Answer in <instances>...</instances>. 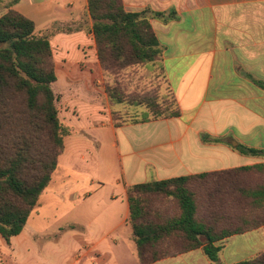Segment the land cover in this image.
<instances>
[{
	"label": "crops",
	"instance_id": "crops-1",
	"mask_svg": "<svg viewBox=\"0 0 264 264\" xmlns=\"http://www.w3.org/2000/svg\"><path fill=\"white\" fill-rule=\"evenodd\" d=\"M122 1L148 11L180 115L116 125L88 0H20L13 8L49 37L59 115L72 133L22 233L0 236L4 264H116L125 255L140 264L128 187L264 163L237 148L264 150V0ZM241 235L257 247L235 259L238 235L229 237L218 243L221 264L264 251V226ZM198 262L215 264L201 248L153 264Z\"/></svg>",
	"mask_w": 264,
	"mask_h": 264
},
{
	"label": "trees",
	"instance_id": "trees-1",
	"mask_svg": "<svg viewBox=\"0 0 264 264\" xmlns=\"http://www.w3.org/2000/svg\"><path fill=\"white\" fill-rule=\"evenodd\" d=\"M19 2L10 0L7 12L0 16V236L7 242L22 233L39 207L64 153L65 138L72 133L57 107L53 90L57 75L49 37L36 34L35 22L13 8ZM88 11L104 72L116 73L161 60L162 49L148 11L128 12L122 0H88ZM106 93L113 103L146 108L152 119L180 115L174 98L163 106L154 96L127 100L111 87H106ZM237 148L243 154L264 156V150ZM246 172L264 175V163L128 187L129 223L140 264L199 248L211 262L221 264L223 246L219 242L264 226V182L242 185L229 201L230 208L220 206L221 219H236L233 228H218L215 223L220 219L215 213L212 223L202 217L203 198L192 183ZM163 200L175 202V210L159 208L157 202ZM235 264H264V251Z\"/></svg>",
	"mask_w": 264,
	"mask_h": 264
},
{
	"label": "rangeland",
	"instance_id": "rangeland-1",
	"mask_svg": "<svg viewBox=\"0 0 264 264\" xmlns=\"http://www.w3.org/2000/svg\"><path fill=\"white\" fill-rule=\"evenodd\" d=\"M9 2L10 1L4 0L0 4V16L7 12L6 9L7 7H9ZM103 76V85L105 86V90L106 87L117 88V90L121 94H123V96H125L127 100L134 98L142 100L147 96H154L158 98L159 103L164 104L163 106L166 105V102L170 103L173 100V97L170 94L164 76L160 69L159 62L154 64H139L127 69H122L116 73L108 74L104 72ZM53 89H56V96H60L58 92V86L53 85ZM59 99L60 98H58L57 104L58 108L61 109ZM111 103L114 107L113 116L117 119V122L119 124L130 123L134 120H141L144 117H151L147 109L144 107L131 106L127 102L122 104H116L113 102ZM262 182H264V175L255 174L253 172H246L241 174L225 175L222 177L213 176L207 179L206 182H193L192 188L197 192L199 196H201V198H203V200L201 199V203L203 202V209L201 208V214L204 219H206L209 223H212L211 220L214 219L213 213H215L217 218L220 219L216 220L217 223H215L218 228H233L234 225L232 224L233 222H236V219H221L220 206L224 205L223 207L226 208L227 206L228 208H230L229 201L231 200L234 192L242 185L254 186ZM217 190H220V193H217ZM209 193L212 194L208 195ZM150 200L154 202L153 199ZM174 205L177 206L175 202L171 203L167 200H163V202H157V206L163 209L170 208L175 210ZM228 210L229 212H233L232 209ZM260 217L261 215H246V218L251 219ZM262 218H264V216H262ZM131 242H133L132 239ZM257 242L262 244L261 239H258ZM260 244L259 246H261ZM254 246H256V244L249 242L247 236L238 235L231 240L228 253L234 254L236 252V247H240L241 250L239 252V255L235 259H242V257H247L249 255L250 249ZM46 260L48 261L47 263L51 264V259L49 260V258L47 257ZM69 263H72V261H69ZM0 264L4 263L0 260ZM116 264H138V259L137 256L133 258L129 255H125V257L123 258H118ZM198 264L206 263L198 262Z\"/></svg>",
	"mask_w": 264,
	"mask_h": 264
}]
</instances>
